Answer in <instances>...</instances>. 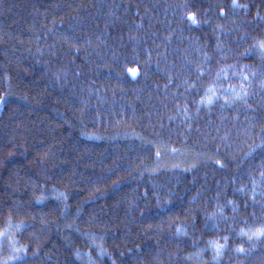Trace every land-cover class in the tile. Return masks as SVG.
Listing matches in <instances>:
<instances>
[{"label": "trees", "instance_id": "1", "mask_svg": "<svg viewBox=\"0 0 264 264\" xmlns=\"http://www.w3.org/2000/svg\"><path fill=\"white\" fill-rule=\"evenodd\" d=\"M259 41L264 0H0V261L264 264Z\"/></svg>", "mask_w": 264, "mask_h": 264}, {"label": "snow or ice", "instance_id": "2", "mask_svg": "<svg viewBox=\"0 0 264 264\" xmlns=\"http://www.w3.org/2000/svg\"><path fill=\"white\" fill-rule=\"evenodd\" d=\"M235 2V0H234ZM193 22H195V14H193L192 17ZM256 50L260 52L261 56L264 57V41H259L257 43V45L255 46ZM128 71H130L132 73L133 76L137 75V70L136 69H129ZM241 79L242 80H247V77L241 75ZM233 91H235V89H233ZM241 93L242 95H246V93L243 91V87L241 86ZM209 102L211 103V99L209 100ZM157 155H159V153H157ZM249 233L248 234V239L252 240L254 237L259 239V238H264V226H261L255 230L249 229ZM5 235L4 233H0V236ZM225 240H227V237H224ZM215 249L217 250V253H219V250L223 247V245H219L216 242H212ZM16 251H21L20 249H16ZM237 252H243L244 249L241 248H237L236 249ZM13 259H15V257H13ZM0 264H8V261H0Z\"/></svg>", "mask_w": 264, "mask_h": 264}, {"label": "rangeland", "instance_id": "3", "mask_svg": "<svg viewBox=\"0 0 264 264\" xmlns=\"http://www.w3.org/2000/svg\"><path fill=\"white\" fill-rule=\"evenodd\" d=\"M16 226H9L4 231L0 233H4L5 235L0 236V250L5 246L13 245L14 233L16 231ZM2 261H5L2 259Z\"/></svg>", "mask_w": 264, "mask_h": 264}]
</instances>
